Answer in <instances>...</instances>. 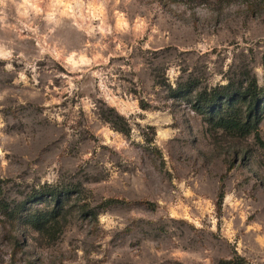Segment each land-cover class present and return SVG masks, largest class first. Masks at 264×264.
I'll return each instance as SVG.
<instances>
[{"label": "rangeland", "instance_id": "rangeland-1", "mask_svg": "<svg viewBox=\"0 0 264 264\" xmlns=\"http://www.w3.org/2000/svg\"><path fill=\"white\" fill-rule=\"evenodd\" d=\"M259 139L264 0H0V264H264Z\"/></svg>", "mask_w": 264, "mask_h": 264}, {"label": "trees", "instance_id": "trees-1", "mask_svg": "<svg viewBox=\"0 0 264 264\" xmlns=\"http://www.w3.org/2000/svg\"><path fill=\"white\" fill-rule=\"evenodd\" d=\"M177 1H188V0H177ZM191 1V0H190ZM193 1V0H192ZM196 1V0H194ZM198 1V0H197ZM225 90V88H224ZM223 97H219V94H211L209 96L208 99L203 100V102L205 103V112L211 116L210 120H215V123L224 129H235L238 130L240 132H250L253 131L257 135V127L256 124L258 123L259 119H252V118H256L255 115V106H253V100L255 99V94H253V92H249V91H245V92H235L232 95L226 94L225 92H223ZM249 99V106L247 107V109L249 110V114L247 115V117L245 118L244 122H234L231 120H228L227 117H225L223 115V108L224 105H232L234 103H237L240 100H244L245 98ZM207 107H209L210 109L207 112ZM252 121V122H251ZM260 146L264 149V142L261 141L260 139L258 140ZM46 219L45 216H32L31 217V223H35L36 224V229L37 230H43L44 228V224L40 225L39 222L42 220L44 221Z\"/></svg>", "mask_w": 264, "mask_h": 264}]
</instances>
